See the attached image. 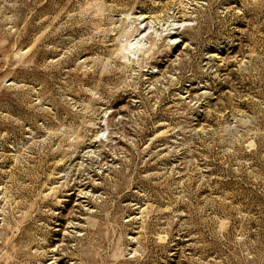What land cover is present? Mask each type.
Listing matches in <instances>:
<instances>
[{
  "label": "rangeland",
  "instance_id": "rangeland-1",
  "mask_svg": "<svg viewBox=\"0 0 264 264\" xmlns=\"http://www.w3.org/2000/svg\"><path fill=\"white\" fill-rule=\"evenodd\" d=\"M0 264H264V0H0Z\"/></svg>",
  "mask_w": 264,
  "mask_h": 264
}]
</instances>
